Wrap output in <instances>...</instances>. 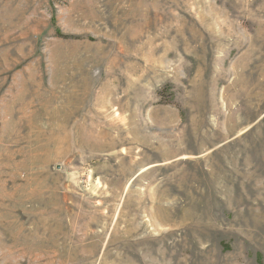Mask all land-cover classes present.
Masks as SVG:
<instances>
[{
	"label": "rangeland",
	"instance_id": "obj_1",
	"mask_svg": "<svg viewBox=\"0 0 264 264\" xmlns=\"http://www.w3.org/2000/svg\"><path fill=\"white\" fill-rule=\"evenodd\" d=\"M0 264H264V0H0Z\"/></svg>",
	"mask_w": 264,
	"mask_h": 264
}]
</instances>
